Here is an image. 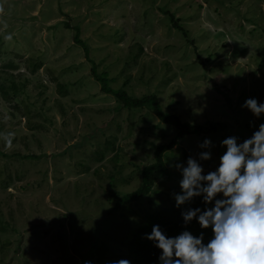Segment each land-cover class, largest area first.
Segmentation results:
<instances>
[{
    "label": "rangeland",
    "instance_id": "rangeland-1",
    "mask_svg": "<svg viewBox=\"0 0 264 264\" xmlns=\"http://www.w3.org/2000/svg\"><path fill=\"white\" fill-rule=\"evenodd\" d=\"M6 2L0 3V76L13 72L27 81L11 99L0 95V186L6 183L0 264L128 260L125 248L117 257L116 245L107 243L113 235L119 244L127 223L134 226L149 208L170 203L167 197L176 202L182 172L175 164L186 167L192 157L205 174L215 171L224 139L243 143L264 123V113L242 107L249 98L264 103V0ZM72 25L79 26L88 55L74 42ZM88 58L97 71L106 66L112 88L140 96L147 78L151 91L162 79L157 95L163 110L185 122L221 124L163 153L166 173L156 174L154 186L162 193L122 203L111 215L104 213L140 185L141 168L155 161L153 146L168 143L176 130L147 107L118 108L121 102L100 90ZM9 60L17 67L2 68ZM206 139L210 146L201 147ZM202 152L211 158L200 159ZM114 154L117 162L110 161ZM194 232L203 233L204 244L213 238L211 227L199 223Z\"/></svg>",
    "mask_w": 264,
    "mask_h": 264
},
{
    "label": "clouds",
    "instance_id": "clouds-1",
    "mask_svg": "<svg viewBox=\"0 0 264 264\" xmlns=\"http://www.w3.org/2000/svg\"><path fill=\"white\" fill-rule=\"evenodd\" d=\"M242 107L256 116L264 113V103L258 104L255 98L246 99ZM221 143L226 151L215 171L203 174L202 166L192 157L186 167L175 164L182 172L183 194L175 196L177 206L201 195L206 204L214 201L203 211L195 208L182 212L185 224L195 218L201 228L211 227L213 238L204 244L203 233L194 236L187 230L167 237L159 225H153L147 239L162 250V264H264V124L243 143L238 144L236 137ZM210 144L206 139L200 146ZM199 156L202 160L211 158L209 152ZM217 194L223 198L216 199ZM112 264L130 261L120 259Z\"/></svg>",
    "mask_w": 264,
    "mask_h": 264
},
{
    "label": "trees",
    "instance_id": "trees-1",
    "mask_svg": "<svg viewBox=\"0 0 264 264\" xmlns=\"http://www.w3.org/2000/svg\"><path fill=\"white\" fill-rule=\"evenodd\" d=\"M6 1L9 0H0V3H2L1 6L6 7V4L8 3ZM170 18L172 24L175 27L180 28V25L177 24V22L179 21L178 18L174 17L173 14H170ZM64 24L70 28V24L68 23L67 20L64 21ZM78 25L71 26V28L74 30L73 40L83 49L86 55H88V47L86 44V40L81 39L79 37L80 29ZM1 42L3 43L2 36L0 35V45ZM133 57L135 56L133 55ZM88 60L91 62V73L93 78L100 83V90L103 93L111 94L115 96L117 101L121 102L117 104L118 108L124 107L127 109H134V108L147 107L151 109V111L159 117L160 121H163L164 123L170 125L176 130V134L168 143L157 144L153 146V157L155 161L153 163H148L141 168L140 185L134 191L122 194L121 197L116 200V204L110 207L104 213V215H111L119 210L122 203L138 201L141 198L146 197L153 192L162 193V191L159 189L155 190L154 186H155V179L157 177L156 174L166 173L165 164L163 160V153L165 151L171 150L172 147L178 144L180 140L185 136L207 133L215 130L216 125H219L220 128L221 124L210 122L208 123V125H202L194 122L193 123L185 122L182 121L176 114L163 110L158 102V95H157V92L159 91V86H163L162 83L164 81L162 79L158 81V83H156V85L153 87L151 91V89L148 86L152 78H147L145 82H142L146 86V93L140 96L128 95L123 87L112 88L108 85L106 66L103 67L104 69L97 71L96 70L97 63H94V61L91 58H88ZM128 60H126V64H129ZM263 64H264V58L262 59L260 66ZM165 66L167 67L168 65L165 64ZM16 67L17 64L14 63L12 60L7 61L2 66V68H10V69H14ZM3 74H4L3 76H0V95L3 96V99L9 100L13 95L18 93L24 87L25 85L24 82H26L27 80L24 79V82L17 80V77L21 76V74L17 76L13 72H9V73L3 72ZM128 79L129 76L126 77L124 83H128ZM4 82L6 83V85L4 84ZM9 91L11 94H9ZM111 143H113V141L107 142L106 144L109 145ZM79 145L81 144L77 143L75 147ZM97 153L99 155L98 158L101 160L105 154L104 150L97 151ZM116 154H114L110 158V161L117 162ZM12 155L13 156L18 155L24 158L27 157L37 158L42 154L23 155L14 152ZM2 172L3 170L0 169V176H2ZM203 174H205L204 171ZM15 177L17 178V176ZM5 186L6 183H2V185L0 186V195L2 194L3 191H5L4 188ZM108 186L110 190L112 186L110 184H108ZM109 193L111 194L113 192H109ZM181 194L183 193L181 192ZM167 199H168L167 201H170V203L165 202L164 205L162 206H158V207L154 206L153 208H149L148 211H145L139 223H136L134 226L129 225V223H127V225L129 226L128 227L129 232L125 234L121 240H119V244L116 242L119 239V237L115 238L113 237V235H111L113 242L107 244L116 245L117 257H119L118 254L119 250L122 251L126 250L125 251L126 256L128 257V260H131V264H162V262L159 259L162 250L156 246L154 241L147 239V235L151 233L153 225H159L160 229L167 237H175L185 230L189 231L192 235L197 236L196 233L194 232V227L198 225V221L194 218L193 220L185 224L183 220L182 212H185L188 209H195V208H200L203 211L205 208L209 207L210 203L206 204L203 201L202 195L196 196L192 198L190 202H186L179 206H177L176 202L172 201L171 198L167 197ZM79 212L80 211H78V215H75V217L82 216V213L80 212L79 214ZM74 213L77 212L73 211L72 215ZM132 213L136 214L135 211H132ZM126 221H131V219L126 218Z\"/></svg>",
    "mask_w": 264,
    "mask_h": 264
}]
</instances>
